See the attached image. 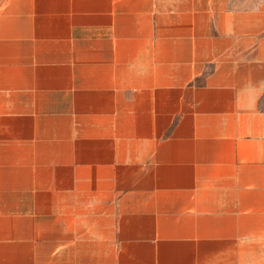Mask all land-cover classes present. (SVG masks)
<instances>
[{"label": "crops", "instance_id": "1", "mask_svg": "<svg viewBox=\"0 0 264 264\" xmlns=\"http://www.w3.org/2000/svg\"><path fill=\"white\" fill-rule=\"evenodd\" d=\"M264 0H0V264H264Z\"/></svg>", "mask_w": 264, "mask_h": 264}, {"label": "rangeland", "instance_id": "2", "mask_svg": "<svg viewBox=\"0 0 264 264\" xmlns=\"http://www.w3.org/2000/svg\"><path fill=\"white\" fill-rule=\"evenodd\" d=\"M260 0H235V4L239 6H251L257 4ZM262 104L264 106V97L262 100Z\"/></svg>", "mask_w": 264, "mask_h": 264}]
</instances>
